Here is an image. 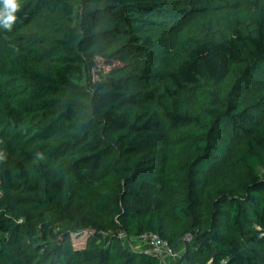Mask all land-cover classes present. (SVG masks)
<instances>
[{"label": "trees", "instance_id": "16d2710c", "mask_svg": "<svg viewBox=\"0 0 264 264\" xmlns=\"http://www.w3.org/2000/svg\"><path fill=\"white\" fill-rule=\"evenodd\" d=\"M0 154V264H264V0H20Z\"/></svg>", "mask_w": 264, "mask_h": 264}, {"label": "built area", "instance_id": "2783aa9c", "mask_svg": "<svg viewBox=\"0 0 264 264\" xmlns=\"http://www.w3.org/2000/svg\"><path fill=\"white\" fill-rule=\"evenodd\" d=\"M123 238L130 244L128 246L134 249L131 243L132 239L127 238V236L122 235ZM136 241L141 243L146 249V253H151L157 256L162 264H169L171 260H177L180 258L181 254L175 248L170 247L168 243L162 240L158 235L153 233H145L140 237L136 238Z\"/></svg>", "mask_w": 264, "mask_h": 264}, {"label": "clouds", "instance_id": "9594fccd", "mask_svg": "<svg viewBox=\"0 0 264 264\" xmlns=\"http://www.w3.org/2000/svg\"><path fill=\"white\" fill-rule=\"evenodd\" d=\"M19 10L20 0H0V23L5 28L11 29L16 20V13Z\"/></svg>", "mask_w": 264, "mask_h": 264}, {"label": "rangeland", "instance_id": "374dc122", "mask_svg": "<svg viewBox=\"0 0 264 264\" xmlns=\"http://www.w3.org/2000/svg\"><path fill=\"white\" fill-rule=\"evenodd\" d=\"M0 196H1V193H0ZM77 243H79V242H78V241H75L74 244L76 245ZM80 243H81V242H80ZM124 243H125L126 246H130V244H128L127 241H124ZM131 243H132L133 248H134L136 251H138V252H140V251L145 252L144 249H146V248H145L141 243L137 242L136 239H132V240H131ZM81 244H82V243H81ZM77 245H78V244H77ZM184 249H185L184 244H181V247H180L179 249H177V251H179V253L181 254V253L184 252ZM176 261H178V260H176ZM176 261H175V260H171V261L169 262V264H173V263L176 262Z\"/></svg>", "mask_w": 264, "mask_h": 264}, {"label": "crops", "instance_id": "0c3cea01", "mask_svg": "<svg viewBox=\"0 0 264 264\" xmlns=\"http://www.w3.org/2000/svg\"><path fill=\"white\" fill-rule=\"evenodd\" d=\"M144 251H145V249H144ZM140 252H143V251H140Z\"/></svg>", "mask_w": 264, "mask_h": 264}]
</instances>
